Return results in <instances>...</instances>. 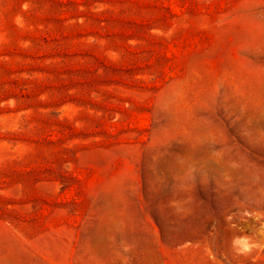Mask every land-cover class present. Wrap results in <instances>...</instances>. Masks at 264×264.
I'll return each instance as SVG.
<instances>
[{"label":"rangeland","instance_id":"1","mask_svg":"<svg viewBox=\"0 0 264 264\" xmlns=\"http://www.w3.org/2000/svg\"><path fill=\"white\" fill-rule=\"evenodd\" d=\"M0 264H264V0H0Z\"/></svg>","mask_w":264,"mask_h":264}]
</instances>
